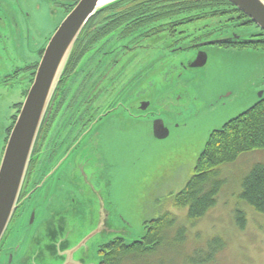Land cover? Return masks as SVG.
I'll use <instances>...</instances> for the list:
<instances>
[{"label":"rangeland","instance_id":"374dc122","mask_svg":"<svg viewBox=\"0 0 264 264\" xmlns=\"http://www.w3.org/2000/svg\"><path fill=\"white\" fill-rule=\"evenodd\" d=\"M11 3L1 0L0 6ZM18 4L20 27L27 37L0 40V144L14 126L12 116H18L21 107L16 110L15 104L25 100L31 86L30 72L24 68L40 62V50L67 17L56 0H20ZM231 24L212 23L209 29L222 26L244 39L256 30ZM203 26L198 23L187 29L201 36L206 32L201 31ZM191 37L178 45L190 43ZM208 37L224 39L218 32ZM205 50L207 64L197 68L189 67L196 57L191 48L169 55L155 50L150 57L136 51L115 52L121 60L117 66L130 63L129 77L137 71L146 74L153 114L165 118L170 134L156 138L154 115L138 116L137 109L118 107L97 125L92 137H85L62 159L55 174L53 170L48 174L32 197L34 203L27 208L25 204L22 215L9 226L4 242L10 247L17 244L18 250L12 264H98L102 244L119 234L127 243L140 239L147 222L166 212L177 216L176 227H185L183 237L174 232L164 247L135 259V264H264V214L240 199L244 176L264 162V149L243 152L219 167L217 180L222 185L217 203L197 224L189 223L187 207L178 209L174 203V196L193 175L211 132L264 96V49L215 44ZM5 77L10 84L3 82ZM238 208L246 214L244 229L235 218ZM107 217L113 229L108 234L102 232ZM220 238L226 246L208 259L215 250L211 247L220 241L215 239Z\"/></svg>","mask_w":264,"mask_h":264},{"label":"flooded vegetation","instance_id":"af4514ba","mask_svg":"<svg viewBox=\"0 0 264 264\" xmlns=\"http://www.w3.org/2000/svg\"><path fill=\"white\" fill-rule=\"evenodd\" d=\"M19 1L13 0L14 4L0 6V40H23V38L27 37V33L23 35L20 27L22 17H20L18 11L21 6L19 4L16 5ZM77 1L56 0L55 5L67 15ZM167 9L169 8L167 7ZM167 9L164 10L163 17L156 18L152 16L151 20L157 19V21H153L150 24H142L141 22L144 19L142 16L129 18L123 17V14L119 18L104 20L108 14L103 13L91 24L93 27L83 33L79 41V48L61 78L59 87L51 100L52 102L43 121L22 186L19 206L15 209L16 211L11 218L10 225L22 215V212L28 206L34 203L32 202V197L42 189L43 181L48 178V174L52 170L55 174L57 166L62 159L68 158L73 148H76L78 143L83 142L86 139L85 137H92L97 125L101 124L103 120L110 118L118 107L125 106L130 109H137L140 112L138 116L154 115V122L157 119H163L166 125L164 117L159 114H153L152 101L146 95V80L144 81L146 74L142 71H137L133 77H129L127 73L130 63L126 62L117 66L121 60L115 56L116 51H126V53L136 51V53L150 57L155 50L168 52L167 55H169L175 50L184 51L191 48L195 50L197 57L199 51H206L207 46L215 45L201 44L211 41L212 38L208 36L217 34V32L219 35H223V41L229 42L228 46H233V44L244 40V37H241L242 35L237 34L234 30H226L222 29V27H217L215 32L206 28L201 30L202 32L206 31L203 33L204 35L194 36L189 33L188 26L204 23V20H195L188 23L181 15L173 21L170 20ZM101 20L111 25L105 29L104 33L99 35L96 26ZM112 24H115V26H112ZM231 25L238 28L234 22ZM171 29L176 30L174 36L170 32ZM155 31L156 33H154ZM161 31L163 32L159 33ZM190 36H193L189 41L190 43L185 44V46L178 45L179 41ZM206 36L208 38H204ZM174 37L177 39L173 40ZM217 44L225 46L220 41ZM44 50V48L40 50V58ZM38 64L39 61L24 68L25 71L30 72L27 80L30 85L33 83L31 80L34 77L33 73L36 74ZM184 66L188 67L187 64H184ZM104 67L108 68L109 72L101 73L100 70ZM189 67L193 68L191 65ZM122 77L125 78L122 80ZM3 82L5 84L11 83L9 78L6 77ZM105 82L106 85H103ZM152 85L148 87H153ZM154 112L159 113L157 110ZM14 116H12L11 122L15 120ZM6 135V139L1 140L0 144V163L9 137L8 133ZM61 154L64 155L59 158ZM25 204L26 208L22 209ZM33 217L34 214L32 215ZM8 236L7 230L0 241V264H12L15 255L18 253L17 244L10 247L4 242ZM2 257L6 261L2 260ZM9 258L10 262L8 263Z\"/></svg>","mask_w":264,"mask_h":264},{"label":"trees","instance_id":"16d2710c","mask_svg":"<svg viewBox=\"0 0 264 264\" xmlns=\"http://www.w3.org/2000/svg\"><path fill=\"white\" fill-rule=\"evenodd\" d=\"M165 9L169 11L170 20L174 21L181 15L188 23L195 20H204L205 26L203 27L205 29L209 28L212 23L223 22H234L236 27H253L256 30L251 31L247 35L248 38L233 44V46L257 50L264 49L263 29L258 28L251 18L227 0H120V2L113 3L100 10L88 20L79 35L80 37L74 46L75 48L66 68L74 59L73 56L79 48V41L83 33L93 27L91 24L101 14H108L104 20L119 18L121 14H123V17L129 18L142 16L144 19L141 23L150 24L157 21V19L151 20L152 16L156 18L163 17ZM110 25L101 20L96 26L99 35L104 33ZM112 26H115V24H112ZM175 31V29L170 30L172 36L175 35ZM220 42L226 47L229 43L223 40ZM33 76H35V73H33ZM31 81L33 82V79ZM22 104L18 103L16 110ZM16 118L17 115L14 116V119ZM254 149H264V97L209 135L204 149L197 158L193 175L181 191L174 196V203L178 209L187 207L189 223L197 224L208 213V210L216 205L217 195L222 185V182L217 180L219 167L238 159L243 152L254 151ZM241 189L240 199L251 205L254 210L264 214V162L255 164L253 169L244 176ZM235 218L239 227L244 229L247 222L244 210L236 209ZM176 221L177 216L175 214L166 212L160 217L150 219L147 222V231L142 237L143 242L127 244L121 238L110 241L109 244L100 247L102 259L100 264H128L131 260L133 261L131 264H135V259L139 260V257L150 255L157 249L164 247L165 243L172 239L174 232L177 237L181 235L183 237L185 227H176ZM217 241L219 242L216 246L211 247L215 250H211V256L208 259L213 258L212 255L216 253V250L223 249L226 246V243L221 242V238L215 239V242ZM198 254H201L200 250L197 251Z\"/></svg>","mask_w":264,"mask_h":264},{"label":"water","instance_id":"95a60500","mask_svg":"<svg viewBox=\"0 0 264 264\" xmlns=\"http://www.w3.org/2000/svg\"><path fill=\"white\" fill-rule=\"evenodd\" d=\"M227 1L239 8L253 20L258 28L264 31V0ZM116 2H120V0H78L77 5L67 13V17L59 24L45 47L33 83L27 91L26 98L22 102L14 126L9 133L0 163V241L10 226L15 209L19 206L22 186L29 169L35 143L79 35L92 16ZM217 42L219 40H211L201 45L216 44ZM207 59L208 53L199 51L196 59L191 63V67H203L207 64ZM263 97L261 95L259 100ZM153 129L155 137L159 139H165L170 134V128L166 127L163 119H157L153 123ZM109 221L108 217L104 219L105 229H102V232L107 234L108 230L109 232L113 231L109 226ZM115 231L117 230L115 229ZM119 238L126 242L121 234L113 237L110 241ZM141 242L143 239L140 237L130 243Z\"/></svg>","mask_w":264,"mask_h":264}]
</instances>
